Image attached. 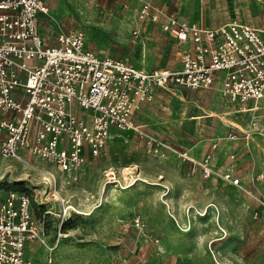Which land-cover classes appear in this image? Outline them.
Listing matches in <instances>:
<instances>
[{"label": "rangeland", "instance_id": "rangeland-1", "mask_svg": "<svg viewBox=\"0 0 264 264\" xmlns=\"http://www.w3.org/2000/svg\"><path fill=\"white\" fill-rule=\"evenodd\" d=\"M44 1L50 14L41 26L51 43L60 29L82 27L87 46L95 52L143 67L171 66L178 60V44L158 25L149 23L140 39L130 32L143 0ZM149 1L165 2L176 10L181 3ZM202 5L211 7L214 16L230 14L233 6L237 14L233 18H241L253 14L260 4L256 0H202ZM128 13L134 17L124 23L122 18ZM257 22L263 24L264 18L259 16ZM217 91L215 87L182 86L160 90L153 101V127L146 125L152 134L189 151L203 139L209 145L222 137L221 144H232L227 133L243 128L255 140L252 150L244 152L245 157L252 156V162L243 168L262 188L264 107L241 111V105L228 102ZM212 105H219V110L211 109ZM78 113L87 119L91 114L85 109ZM3 116L0 111V119ZM3 135L0 129V139ZM208 145L198 154L190 153L198 159ZM223 153L217 158V172L203 178L198 169L192 172V165L174 154L155 155L136 133L117 130L99 155L89 157L75 182L39 157L27 155L20 161L0 155V201L11 190L29 194L49 244L59 238L53 251L38 242L28 246L34 264H264V206L250 200L241 188L225 185L218 173ZM63 199L74 210L60 231ZM254 208L260 210L257 217ZM138 215L144 222L142 228L134 224Z\"/></svg>", "mask_w": 264, "mask_h": 264}, {"label": "built area", "instance_id": "built-area-1", "mask_svg": "<svg viewBox=\"0 0 264 264\" xmlns=\"http://www.w3.org/2000/svg\"><path fill=\"white\" fill-rule=\"evenodd\" d=\"M49 12L44 0H0L2 157L20 161L27 155L39 157L75 182L89 157L101 153L116 128L136 133L155 155L176 154L192 165V172L198 169L201 177L208 178L217 172L214 155L219 139L197 160L146 130L136 122V114L155 99L157 89L172 91L178 86L210 89L219 85L230 102L264 101V26L237 20L205 26L145 0L138 9V20H162V30L187 47L177 67L144 68L95 52L87 46L82 27L61 29L51 43L39 21L40 14ZM140 33L139 28L132 31L134 38ZM78 109L90 111L89 119ZM228 137L235 139L237 134L230 132ZM229 156L233 159L235 153ZM47 172L56 181L55 174ZM218 173L264 206V196L246 188L234 168L223 167ZM62 201L60 231L74 210ZM253 211L257 217L259 208ZM134 224L144 227L140 215L134 217ZM58 241L49 244L29 194L11 190L0 201V264H34L27 253L30 244L38 242L53 251Z\"/></svg>", "mask_w": 264, "mask_h": 264}, {"label": "crops", "instance_id": "crops-1", "mask_svg": "<svg viewBox=\"0 0 264 264\" xmlns=\"http://www.w3.org/2000/svg\"><path fill=\"white\" fill-rule=\"evenodd\" d=\"M143 1H145V0H143ZM201 1L202 0H181L180 6H179V10L170 8L167 5V3H165V2H153V3L166 6V8H168L169 10H172L175 13H177L178 17L181 18V19H185V20L190 21V22H195V23L203 24L205 26H211V27H213V26H217L219 24H222V23H225V22H228V21H233V20L245 22L247 24H250V25L255 26V27H258V28H262L264 26V23L261 24V23L257 22V18H259V16L260 17L262 16V18H264V2L262 0H256L260 5L258 6V9H256V11H253V14H250V13L247 14V13H245V14H243V16L241 18H238V17L237 18H233V17H236L237 16L235 10L233 9L234 8L233 6L231 8V13L228 14V15H219V16L211 15L210 14V10H212V8L211 7L208 8L207 6H204V5L201 6ZM215 1L216 0H208L209 3H211V2L212 3H215ZM141 3L139 4L138 8L136 9V13H135L136 23L132 27V29H131L130 32L132 33V31H133L134 28H139L140 31H141V33H140V36L138 38H136V39H140V38H142L144 36V34H146V32H147L146 31L147 30V25L149 23L153 27L155 25H158V27L160 28V30L162 32H165L161 28V21L162 20L160 22H153V21H143V22H141V21L138 20V16H137L138 15V9H139ZM201 7H204V8H201ZM49 14H50V12H49ZM46 16L47 15H43V14H40L39 15L40 28H41V32L42 33H44V32L42 30L41 23H42L43 19ZM133 17L134 16L132 15V13H128L124 18H122V21L124 23H128L129 22V19H133ZM165 33L168 34V35H170L171 37H173L175 39L176 43L179 46V50L177 52L178 60H177V62L175 64H173L171 66H160V65H156V66H153V67H168L169 68V67H177V66H179L180 63H181V53L187 47V44H184V43L179 42L177 40V38L174 37L173 35H171V34H169L167 32H165ZM99 54L100 55H105V54H102V53H99ZM137 66H139V65H137ZM139 67H143V66H139ZM153 67H145L144 66V68H153ZM215 88H218V91L216 93L219 96H222L220 86L219 85H216ZM210 89H212V88H210ZM160 90H164V89H161V88L157 89L156 94L159 93ZM155 98H156V95H155ZM153 101L150 102V103H147L143 107V109L136 114V122H138L139 124L143 125V127L146 130H148L149 132H151L150 130H152V129H150L146 124H148V125H150V126L153 127ZM227 101L230 102L228 99H227ZM239 105H241V104H239ZM258 106H263L264 107V101L263 100H259V101H249L248 103L241 105V107H243V108L240 109V110L241 111H245V110H247L246 107L247 108H250L252 110L254 108H258ZM211 109H214L215 111H218L219 110V105H218V107H213V105H212V108ZM243 109H245V110H243ZM146 111H148L151 115L150 114H145ZM142 118L144 120H146V123L145 122H142ZM232 122H234V121L232 120ZM117 130L118 129L113 128L111 135H113L115 133V131H117ZM130 131H127V132H130ZM131 132H133V131H131ZM230 132L236 133L237 134V137L235 139H230L228 137V134ZM245 134L248 135L247 138H246V135ZM156 135H158V134H156ZM158 136H161V135H158ZM162 137H164V136H162ZM225 137L228 140L233 141V143L232 144H225V145H223L221 143L223 142L224 138H222V137L219 138L218 137V138L213 139L210 142V144L208 145V140L207 139H203L202 141H199V142L193 144L190 147V151L186 147H177V146H175V143L172 140H170L167 137H164V138L167 141H169L170 143H172L178 149L186 150L188 152V154H190V156H192L195 159H197V158L195 156H193L190 152H192L194 154H198L200 151H202L204 149V147L207 144L208 145L207 149L203 152V154L200 156V158H198V159H201L203 157V155L210 150L211 143L214 140L219 139V146H218L217 150L215 151V155H214V157H215L214 158L215 164H218V159L217 158L219 157V153L221 154V152H224L223 153L224 154L223 157L220 159V161L224 160L223 166H221V168H223V167H225V168H234L236 174L241 177V182H242V184L246 188H249L252 191H254L255 193L264 196V192H262V191H264V187L260 188L258 185H256V183H254V181H253V177H250L251 175L248 173V169L247 168H243V166L249 165L252 162V156L245 157L244 156V152L246 150H249V151L252 150L251 149L252 143H253V141H255L253 139V136L251 135L250 132L245 131L243 128L240 127V128H238L236 130L229 131ZM261 139H262L261 140L262 141V144L264 145V137H262ZM231 153H235V158H233V159L230 158L229 155ZM171 154H174V153H171ZM174 155L176 156V154H174ZM229 184L231 186H235V185H233V184H231L229 182H225V185H229ZM235 187H238V186H235ZM242 193L245 194L250 200L252 199V197L250 195H248L247 193H245L243 190H242Z\"/></svg>", "mask_w": 264, "mask_h": 264}, {"label": "bare ground", "instance_id": "bare-ground-1", "mask_svg": "<svg viewBox=\"0 0 264 264\" xmlns=\"http://www.w3.org/2000/svg\"><path fill=\"white\" fill-rule=\"evenodd\" d=\"M128 168H129V167H128ZM125 170H126V169H125ZM54 195H55V194H54ZM56 196H57V195H56ZM56 198H57V197H56ZM218 264H221V263L218 262Z\"/></svg>", "mask_w": 264, "mask_h": 264}, {"label": "trees", "instance_id": "trees-1", "mask_svg": "<svg viewBox=\"0 0 264 264\" xmlns=\"http://www.w3.org/2000/svg\"><path fill=\"white\" fill-rule=\"evenodd\" d=\"M42 208V207H41ZM64 224V223H63Z\"/></svg>", "mask_w": 264, "mask_h": 264}]
</instances>
